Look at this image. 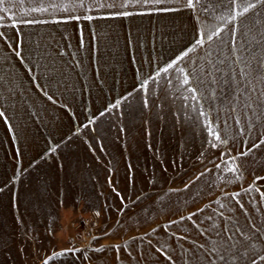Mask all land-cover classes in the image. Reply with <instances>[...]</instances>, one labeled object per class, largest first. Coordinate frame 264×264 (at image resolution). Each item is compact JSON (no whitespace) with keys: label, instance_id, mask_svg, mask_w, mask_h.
<instances>
[{"label":"crops","instance_id":"obj_1","mask_svg":"<svg viewBox=\"0 0 264 264\" xmlns=\"http://www.w3.org/2000/svg\"><path fill=\"white\" fill-rule=\"evenodd\" d=\"M177 7L162 4L156 8L139 5L128 9L99 8L87 13L93 17L91 21L68 19L63 12L33 14L48 21L34 25H19L12 19L25 11L18 4H13L11 11L0 13L5 17L0 23L6 26L0 31H5L10 38L7 43L0 40V68L5 73L15 74L19 85L12 98L4 101L7 122L0 117L3 122H0V264L45 261L51 264H148V260L140 256L145 249L133 247L150 243L167 246L162 249L171 256L166 264H211V241L220 239L215 235L216 229L210 227L212 220H206V216L212 214L211 208L203 214L199 211L191 220L187 219L189 216L180 219V213H195L197 204L212 197L213 192L218 194V187L220 191L235 188L238 192L255 183L264 192V179H257L264 177V170L257 174L246 172L239 182L223 183L221 176L228 172L222 160L221 168H217L220 177L217 175L214 179L208 172L196 180L198 175L190 171H195L197 166L211 165L212 153L201 162L196 161V157L186 162L187 174L165 173L158 179L165 184L153 193L148 192L146 185L132 191L133 181L151 180L148 166H180L185 163L178 161V151L212 149L206 145L207 132L197 119L192 93L184 88L177 91L175 80L166 83L163 79L155 95L151 91V77L156 69L175 61L192 46L198 35L199 25L190 9L159 10ZM125 10L133 14H116ZM76 14L83 17L86 13L80 9ZM209 15L201 19L208 20ZM14 23L17 27H11ZM18 39L23 41V56L34 69L37 83L47 86L46 91L55 103L33 83L32 74L15 56L12 49ZM191 55L196 65H203V73L197 68V76L202 75L205 81L212 79L209 73L213 65L218 70L215 85H198L203 88L204 96L209 97L200 100V104L206 109L213 101L222 102L223 107L224 103L236 105L232 98L235 89L225 96L217 93L213 99L212 87L243 88L242 66L238 67L237 55L229 49L221 50L218 61L212 65L208 62L212 57H208L204 49ZM197 55L199 61L195 60ZM38 57H42L40 63L47 65V70L36 69ZM141 80H148L147 97L140 87ZM253 84L258 85L255 80ZM184 96L189 99L185 100ZM117 101H121L119 108H111ZM221 110L218 115L213 110L211 116L219 120L220 126H225L220 119L227 117V113L222 114ZM90 119L95 122L85 128L83 125ZM195 135H203V143L197 141ZM53 146H58L55 152H51ZM240 148L228 146L231 150ZM218 149L221 156L222 149ZM167 151L175 152L168 155ZM252 158L255 161L256 156ZM223 159L229 157L225 155ZM244 159L240 160L242 165ZM180 183L187 184L182 185L185 189ZM176 185L179 186L176 188ZM121 196L124 202L117 205L116 199ZM252 196L255 204L248 203L249 196L240 199L251 221L259 222L264 220V201L260 200L259 193L253 192ZM101 197L105 199L103 204L99 202ZM133 197H151L155 201L149 204L145 200L132 209ZM235 209L240 226L247 231L249 220L238 205ZM80 212L121 213L122 221L114 224L106 237L93 239L91 244L97 248L128 240L132 256L123 250L119 261L112 252L77 253L70 259L67 255L55 259L54 253H61L68 246L69 213ZM215 223L220 228L225 226ZM153 229H156L154 237L149 238L154 242L147 238L129 240L139 231L145 233ZM157 259L167 260L163 255ZM215 260L219 261L216 257ZM236 264L248 262L240 258Z\"/></svg>","mask_w":264,"mask_h":264},{"label":"snow or ice","instance_id":"obj_2","mask_svg":"<svg viewBox=\"0 0 264 264\" xmlns=\"http://www.w3.org/2000/svg\"><path fill=\"white\" fill-rule=\"evenodd\" d=\"M5 4L9 6L5 7ZM13 4H18L27 9V11L23 12L20 16L14 15L12 17L19 25H34L48 22L47 20L36 18L33 14L44 16L63 12L67 14L68 19H75L77 21L80 19H87L91 21L93 17L87 15V13L99 8L119 7L120 9H128L136 5L156 8L159 5L165 4L177 5L178 7L163 8L159 9L160 11H175L180 8L190 9L199 25L198 35L192 46L186 49L175 61L168 63L162 68L156 69L155 75L151 77L153 85L151 91L152 94L155 95L156 88L159 86L160 80L163 79L166 83H172L173 80H175L177 82V91L184 88L187 92L192 93L191 98L196 101L194 110L197 112V119L203 124L208 135L207 145L212 149H222L220 159L223 160L224 167L227 168V172L229 173V175L221 176L222 182L230 184L241 180L245 173L240 160L243 157L249 156L255 150L260 149L261 145H264V132H261L259 142H253L252 147H248V141L245 140L243 146L244 150H237V155H232V150L228 149L230 141L234 139L231 135V127L228 125L227 121H225V127L222 130L219 120L212 119L211 112L215 109H213L211 105L206 109L200 104V100L208 99L209 97L204 96L203 88L198 87V85H203L205 83L215 85L217 83L214 75L215 65H213L214 71L209 73L212 79L210 81H205L202 75L199 77L197 76V68L202 74L204 71L203 65H196L191 54L198 52L199 49H204L207 56L211 57L214 45L216 48L222 49L226 43L231 44L233 53L237 55V63L242 62L247 69L246 72L243 68L241 69L247 83L244 88H235L232 98L235 100L236 105L231 111L236 112V107L242 103V111L245 115L247 116L248 112H251V116H247V135L251 137L254 129L257 127H264V120H262V118H264V0H110V2L109 0H0V13L11 11ZM80 9H83L86 13L83 17L76 14ZM217 10H219L218 15L216 14ZM209 13H211V15H209ZM116 14L129 16L133 13L125 10ZM205 15H209L208 20L201 19V17ZM4 18L3 15H0V22H2ZM3 27L6 26L0 23V28ZM11 27H17V23L12 24ZM9 39L5 31H0V40L7 43ZM12 50L17 59L24 64L26 71L32 74L33 83H36V86L40 88L49 101L55 103L56 101L53 96L49 95L46 91L47 86H41L37 83L34 69L29 67L25 62L23 56V41L18 39L16 41V47ZM41 59L42 57L37 58L35 62L36 69L44 68L47 70V65H42L40 63ZM195 60L199 61L200 57L197 55ZM208 62L212 64L211 59H209ZM234 76L235 74L233 72V81ZM253 80L256 81V84L261 86L259 90L253 85ZM18 87L19 85L15 74L5 73L3 69L0 68V117L4 118L5 122H7L8 118L4 111V101L10 100ZM140 87L144 90L145 97H147L148 80H141ZM129 95H131V93ZM241 96L243 97L242 101ZM183 98L185 100L189 99L188 96H184ZM212 98H215L214 92L212 93ZM125 99H127V97H125ZM120 103L121 101H117L115 104L111 105V108H119ZM144 105L145 107L148 106L147 99L144 100ZM101 115H104V113L102 112ZM200 118L203 119L201 120ZM233 118L237 125H239L241 122L239 114L237 113ZM253 118H255L254 121ZM94 122V119H90L89 123L83 126L88 128L90 124ZM239 135H245L244 128L239 129ZM56 147L58 146H53L51 152H55ZM149 147L151 146L149 145ZM223 149L228 150L223 151ZM203 155L204 152H201V156ZM225 155H227L229 159L224 160L223 158ZM215 167L221 168V165L216 164ZM221 171H223V169H221ZM204 175L205 173L201 172L195 179L199 180L200 177ZM257 179H264V177H258ZM253 192L259 193L260 200L264 201V192H262L255 183L242 189V191L225 193V196L230 197L249 220L250 228L247 231L240 226L239 220H234L231 216L225 217V226L223 228H220L215 221H213V224L210 226L216 229L215 235L220 239L211 241V248L209 251L215 254L216 258L222 261L223 264H236V261L240 258L246 260L248 264H264V235H262L264 234V220L259 222L251 221L250 215L240 199L242 196H249L251 198L248 200V203L255 204V197L252 196ZM117 195H119V193H117ZM120 198L123 204L124 198L122 196ZM215 203L219 204L220 209L228 207L227 203H221L220 201H215ZM199 211H203V209ZM98 214L99 213H97V215ZM195 215H197V213H192L187 219L191 220L192 216ZM220 215L224 217L223 211L220 212ZM207 219L212 220L213 217L208 216ZM171 223H176V221H172ZM168 227H170V225ZM155 231L156 229H153V232ZM253 233H255V235H253ZM178 238L183 239V237ZM140 239H143V237ZM107 247L115 250L118 261L121 248L125 250L129 257L132 256L128 243L123 245H109ZM166 248V245H161L156 251L162 252V249ZM105 250L106 248L103 246L99 249H95L97 252ZM162 254L165 255L167 260H171V256L167 255L166 252H162ZM65 255H67V252L54 253V258L60 259ZM45 264H48V262L45 261Z\"/></svg>","mask_w":264,"mask_h":264},{"label":"rangeland","instance_id":"obj_3","mask_svg":"<svg viewBox=\"0 0 264 264\" xmlns=\"http://www.w3.org/2000/svg\"><path fill=\"white\" fill-rule=\"evenodd\" d=\"M25 11L26 8H24ZM24 11V12H25ZM217 15L219 14V10H217ZM251 15V14H249ZM206 17H208V15H206ZM230 27V26H229ZM223 35V33H222ZM227 40V37H226ZM225 49H229L231 51L232 50V46L230 43H226L225 46L222 49H218L215 47V45L213 46V51H212V62L214 61H218L216 58L220 56V51L221 50H225ZM216 51V52H215ZM233 58H235V56H233ZM231 58L230 61L233 59ZM234 62V61H233ZM235 63V62H234ZM233 63V64H234ZM212 65V64H211ZM244 69V71L246 72L247 69L245 67V65L241 62L238 63V67H241ZM214 69H211V72H213ZM216 72L218 74V70L214 71V75L216 76ZM240 75L238 74V77ZM243 77V81H244V86L247 83V80L245 78V76L242 74ZM239 79V78H238ZM254 86L257 87V89L259 90V88L261 87L260 85H255ZM232 89H235V86H213L212 87V92H214V96L217 93H221L225 96L228 94H231ZM233 93V92H232ZM213 109H215V111L217 113H220V108H222L221 113H227V117H222L220 119V121L222 123H225V121H227L228 125L231 127V135L234 138L232 141H230L228 146H231L234 148V146H239L240 149L238 150H244V142L245 140L248 141V147H252L253 142H259L260 139V133H256L255 130L260 129L262 132H264V127H257L256 129H254L252 131L251 137H249L247 135L248 133V119L247 116H251V112L249 111L247 116L245 115V113L242 111V103L236 107L237 112H232L231 109L235 106L234 103H224V107H227V110L224 111L223 110V103L222 102H216L213 101L211 103ZM214 112V111H213ZM239 114L241 122L239 125H237L235 119L233 118L236 114ZM214 120V119H213ZM255 120V118H253V121ZM262 120H264V118H262ZM4 121V120H3ZM1 124L2 119H1ZM225 126H220V128L223 130ZM240 128H244L245 129V135L241 136L239 135V129ZM223 135V132H222ZM196 136V140L197 141H202L203 143V135H195ZM189 141H191V137L188 138ZM207 139H208V135H206V145H207ZM195 140V141H196ZM199 145V143H197ZM203 145V144H202ZM264 145H261L260 149L255 150L252 154H250L247 157H243L244 159V163H243V170L245 171V175L246 172H248L249 174L251 173H258L264 170ZM175 151H167L168 155H171V153L174 154ZM201 152H204V155L201 156ZM237 150L233 149L232 150V155L237 154L236 153ZM179 153V162L181 164V162H184L185 164H181L179 165H162V166H148L147 167V171H148V177L151 178L150 181L148 182H135L133 181L131 183L132 186V191L135 192L136 189H141L143 188L145 185L148 187V192L149 193H153L155 191L158 190V188L162 185L165 184L164 181L162 180H158L160 177H163V175L166 173L168 175H172V174H176V173H180V174H184V173H188V168L189 166L186 164V162L188 163L189 161H191L192 157H196V161H203V157L206 156L207 154L212 153V158H211V165H205V166H197L196 170L193 171L191 170L190 172L199 175L198 173L204 172V173H208L211 172V175H213V178H217L220 177L217 168L215 167L216 164H220V153H219V149H196V150H191V149H185L183 151H178ZM177 154V153H176ZM193 155V156H192ZM252 155L256 156L255 161H253ZM170 161V160H168ZM223 162V160H222ZM254 162V163H253ZM206 166H208V168H205ZM134 168V167H133ZM191 168V167H190ZM205 168V169H204ZM166 169V171H165ZM210 170V171H209ZM163 173V174H162ZM162 174V175H161ZM229 175V173H228ZM102 185V183H100ZM118 184V183H117ZM122 184V183H120ZM124 184H128V183H124ZM185 185L186 183H180V187H182V185ZM214 184V183H212ZM187 185V184H186ZM179 185H176V188ZM170 190L172 189L169 188ZM185 189V188H184ZM199 189V188H198ZM201 191H203V189H199ZM216 192H218L217 195L214 194L212 197H206V199H204V202L197 204L195 207V213H197L198 216V212L200 209L207 210L211 208V216L213 217L212 222H220L223 225L225 224V217L231 216L234 220H237L236 218V204L231 200L230 197L225 196V193H233L236 192L235 188L233 189H229V190H222L220 191L219 187L216 190ZM207 193V192H206ZM85 200V199H84ZM90 200V199H86L85 201ZM94 201H96V199H93ZM127 200V199H126ZM145 200L149 201V204L153 201H155L154 198L149 197V199H145V198H139V197H133L131 199V206L132 209L136 206V205H141L145 202ZM225 200H227V204L228 207L225 209H220L219 204L215 203V201H220L221 203H225ZM105 201V199H103L102 197L99 199L100 204H103ZM117 205L119 204V202H121V198H117ZM210 206V207H209ZM223 211L224 213V217H221L220 212ZM192 213L188 212V213H180V219L190 216ZM123 215L121 213H117V214H107V213H99L97 215L96 214H91V213H87V212H80V213H74V214H70L69 213V224H68V229H67V237H68V246L66 249H64L62 252H67V256H69V259L71 258L72 255H75L77 253H86V254H91V253H98L97 251H95V249H99L102 246H99L97 248H95V244H91V241H93V239H102L104 237H106L108 235V233L110 232V228H112V226L120 221H122ZM206 220H207V216H206ZM107 223V224H105ZM97 225H100V227L96 228ZM150 237H154V232L153 230H148L147 232H143L142 233L139 231L137 233H135L132 236V239L129 238L130 241L135 240L136 238H141L143 237V240H145V238H147V241L150 242V240L152 242H154L153 239L149 238ZM237 236L239 237V234L237 233ZM89 239V242L87 243V240ZM150 239V240H148ZM242 239V238H240ZM128 240H122L121 242H116V243H111L110 245H123L125 243H127ZM129 241V242H130ZM95 243V242H94ZM109 246V244L104 245L103 247L106 248L105 251L99 252V253H108V252H112L115 253V250L113 248L107 247ZM130 246V245H129ZM132 246H130L131 248ZM143 248L145 249L146 252L142 253L140 256L141 258L147 259L148 260V264H163L165 261H170V260H164V261H158L157 256L163 255L164 259L165 255L162 254V252H157L156 249L158 248L154 243H150L149 245H138L136 247V250L139 248L140 249ZM69 250H78V251H69ZM123 248H121L120 254L123 252ZM135 256V255H133ZM212 257V262L211 264H220V261H216L215 260V254L212 253L211 255ZM154 260V261H153ZM156 260V262H155ZM152 262V263H151ZM223 263V262H222ZM31 264H45V262L43 263H39V262H31ZM48 264H51L50 261H48ZM69 264H74L70 263ZM166 264V262H165ZM182 264V262H181ZM184 264H188V262H184Z\"/></svg>","mask_w":264,"mask_h":264}]
</instances>
